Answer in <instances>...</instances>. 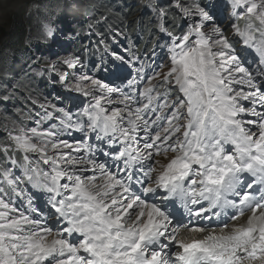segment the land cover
<instances>
[{
  "label": "snow or ice",
  "instance_id": "1",
  "mask_svg": "<svg viewBox=\"0 0 264 264\" xmlns=\"http://www.w3.org/2000/svg\"><path fill=\"white\" fill-rule=\"evenodd\" d=\"M231 6L252 62L197 8L185 32L168 33L167 72L145 77L138 58L116 57L127 68L107 82L85 73L67 83L88 100L79 111L42 105L55 123L10 134L0 264H264V0Z\"/></svg>",
  "mask_w": 264,
  "mask_h": 264
},
{
  "label": "trees",
  "instance_id": "2",
  "mask_svg": "<svg viewBox=\"0 0 264 264\" xmlns=\"http://www.w3.org/2000/svg\"><path fill=\"white\" fill-rule=\"evenodd\" d=\"M28 1L29 0H0L1 11L7 12L10 17L9 20H12V24L10 25L11 32L0 46V114L6 113L4 110H6L7 105H11L12 109L9 115H11V117H17H14L15 122L21 121L20 111L23 107L18 103L16 105L12 103L14 100L17 101L19 99V95L13 90H18L20 96L22 94L23 101H29L30 105L27 108V113L29 115L34 108L33 104H37L33 99H35V97V100L39 98L43 99L45 97L43 90L47 92L52 90L47 80H44V82H39V80L36 81L33 75L30 76V73H36L39 78H41V76L44 77L42 68L45 67L41 65L42 63L35 62L34 60L44 54L45 49L41 50L43 46H50L49 43L43 42V38L46 37L47 29L52 27L50 21H54V18L59 22L62 17L63 20H66L67 24L69 25L70 23L71 26L79 23L81 18H88V20L92 22L101 17H106L105 22L107 25H110L109 29H118L131 35H135L138 21H140L138 28L140 32H147L150 30L152 25L155 24V19L158 18L154 11H157L159 15L163 13L160 19L165 24L167 30H176V18H178L176 4H174L176 0H170L167 3L161 4L159 5L160 8L154 7L155 3L153 0H70L72 1V11L78 16V20L69 19V17L65 19L62 14H56V12L61 13L60 10H64L65 5L63 0H44L41 5H39V0L33 3L35 7L45 8L46 12H49V17H45L41 12L33 10L31 6L28 7ZM190 1L194 5L205 8L198 0ZM65 12L67 13L66 9ZM114 14L117 16V19H113ZM56 15H58V17H56ZM81 21L84 22V20ZM105 22L101 25L103 28H106L104 26ZM186 29L187 26H184L180 34L185 32ZM5 31H7V28L0 24V34ZM77 31H74L70 37L82 42L85 36L84 27L82 30ZM69 32L71 33L70 29ZM8 48H10L9 52H12L11 57L8 56ZM28 51L31 52V58ZM46 56H48V54ZM12 83H14L13 85H25L29 93L11 85ZM53 87L55 91L56 86L53 85ZM5 122L10 121L4 120L0 126V131ZM7 126L8 125L3 127ZM7 144L8 142L5 140L0 145L4 146ZM0 161H2L1 152Z\"/></svg>",
  "mask_w": 264,
  "mask_h": 264
},
{
  "label": "rangeland",
  "instance_id": "3",
  "mask_svg": "<svg viewBox=\"0 0 264 264\" xmlns=\"http://www.w3.org/2000/svg\"><path fill=\"white\" fill-rule=\"evenodd\" d=\"M35 1H37V0H29L28 1L29 4H27V6L28 7L31 6V8L33 10H35L37 12H41L43 15H45V17H49V15H48L49 12H46L45 8L35 7L33 5V3ZM39 1H40L39 5H41L44 0H39ZM63 1H64V5H65L64 10L62 9V10H60L61 13L56 12V14H60V15L62 14L65 19L69 17V19H75V20L77 19L78 20V16L75 15V13L72 11V1H70V0H63ZM168 1H170V0H168ZM180 3L182 4V7L181 8L176 7V10L181 16H183V19H184L183 24L189 26L190 19H191V17H193L195 15L196 9L197 8H203V7L192 4L190 0H180ZM174 4H176V3H174ZM54 5H53V7H54ZM65 9H66L67 13L65 12ZM56 17H58V15H56ZM9 18H10L9 14L5 11H1V9H0V24L5 26V28H7V31L10 30V27H11L10 25L12 24V20H9ZM51 18H53V17H51ZM220 18H221L220 16H216V17L213 16V19L215 20L216 24L222 29L223 34L226 37H228L229 34H228L227 23L225 22V20L223 21ZM113 19H117V16L115 14L113 15ZM81 20L85 21V20H88V18H81L79 20V23L83 22ZM111 20H112V18H111ZM111 20H110V23H111ZM36 21H37V19H36ZM50 25L52 26L51 29L54 31V35L51 37L46 36L45 38H43V42L49 43L50 46L47 47V46H43V44H42L43 47L41 49V50L45 49L44 54H46V55L48 54V56L42 54L36 60H34L35 62L42 63L41 65L43 67H45V68H43V71H45L46 74H50V77L44 76L42 78H39V76L34 72H31L30 76L33 75L34 76L33 78L36 81L39 80V82H44V80H47L50 84L49 87L52 90L54 88L52 86L53 82H57V83L60 82L61 87L64 88V87H67L68 82L74 83L73 76L79 77L80 75L85 74V73L88 75L94 74V78L100 79L101 81H104V82H107L103 77L95 75V72L92 71L91 68L89 70H87V68H84L83 70H81L79 67H77L75 69L71 68V69H73L74 74H72L73 76L69 75L67 73V70L69 69V67L67 65L63 64L62 61L66 60V59L73 58V57H79V48H78L79 46L77 45L76 47H74V49H71L74 46V42L76 40L74 38L70 37L71 36V33L69 32L70 23L68 25L66 20H63L62 17L60 18L59 22H57V19L54 18V21L53 20L50 21ZM104 26L107 29H109V27H110V25H107L106 22H105ZM74 27H75V25H74ZM76 30H80V27L76 28ZM7 31L0 34V40H1V38L3 39V36L6 34ZM70 31L72 32L74 30H70ZM10 32L8 33V36H9ZM9 50H10V48L7 49L8 56L11 57L12 52H9ZM28 54L30 55V58H31L32 55H31L30 51H28ZM236 54L238 55L237 52H236ZM80 60H81V63L83 64L82 58H80ZM50 65H55V69L53 70L52 68H50L49 67ZM65 73L68 76V81H62V79H61V76H63ZM13 84L14 83H12L11 85H13ZM13 86H16L17 88L24 90V91H27V93H29V91L27 90V87H25V85H23V84H18V85H13ZM13 91L17 95H19L18 96L19 99L17 101L14 100V102H12V103L15 105L18 103L19 105H21L23 107V109L20 111L21 121H18V122H15V118H17L16 116L11 117V115H9V112L12 109L11 105H7L6 110H4V112H6V113L0 114V126L2 125L4 120L10 121V122H5L3 124V126L8 125L7 127H5V131L9 134L13 133V131L16 129H20V128L28 129V128L34 127L35 124L33 123V121H35L37 119V116H36L37 113L34 110H32L30 115L27 113V108L30 105L29 101H27V102L23 101L22 94L20 96V92L18 90H13ZM43 91H44L45 97L43 99L39 98L37 100H35L36 99V97H35V99H33V101H36V103L38 105L42 104L44 106V104H46V106H44V107L47 108L48 110H52L51 106H54L57 109L63 108L66 111V105L65 106L63 105L64 104L63 101L55 100L53 98V94H50V96H49L46 94V90H43ZM74 93H76V92H74ZM63 94H64V92L62 89L56 94V96L59 95L58 98L61 99L62 98L61 95H63ZM81 98H85V97L81 96ZM47 106H50V107H47ZM22 120H23V122H22ZM169 156H171V155H169ZM169 156L157 155L155 157L156 161H158V164L156 165L157 170H159L160 166L164 165L167 162V158ZM24 200L26 202V198H24ZM38 202H39L38 200H35V203H36L35 206H37ZM43 208L44 207L42 206L39 209L42 210ZM53 234H55V233H53Z\"/></svg>",
  "mask_w": 264,
  "mask_h": 264
},
{
  "label": "water",
  "instance_id": "4",
  "mask_svg": "<svg viewBox=\"0 0 264 264\" xmlns=\"http://www.w3.org/2000/svg\"><path fill=\"white\" fill-rule=\"evenodd\" d=\"M10 30H11V29H10ZM10 30H8V31L6 32V34L3 36V39L1 38V40H0V44L4 41L5 38L8 37V33L10 32Z\"/></svg>",
  "mask_w": 264,
  "mask_h": 264
},
{
  "label": "bare ground",
  "instance_id": "5",
  "mask_svg": "<svg viewBox=\"0 0 264 264\" xmlns=\"http://www.w3.org/2000/svg\"><path fill=\"white\" fill-rule=\"evenodd\" d=\"M221 19V18H220ZM185 26H187V25H185ZM81 101H83V100H81ZM243 222V218L241 219V221H239L238 223H242Z\"/></svg>",
  "mask_w": 264,
  "mask_h": 264
}]
</instances>
